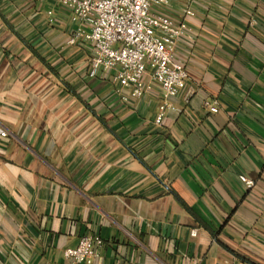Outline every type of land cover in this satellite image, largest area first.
I'll list each match as a JSON object with an SVG mask.
<instances>
[{
    "label": "crops",
    "instance_id": "1",
    "mask_svg": "<svg viewBox=\"0 0 264 264\" xmlns=\"http://www.w3.org/2000/svg\"><path fill=\"white\" fill-rule=\"evenodd\" d=\"M166 1L191 36L158 125L159 86L90 77L59 0H0V264H65L84 236L92 264H264V0Z\"/></svg>",
    "mask_w": 264,
    "mask_h": 264
},
{
    "label": "built area",
    "instance_id": "2",
    "mask_svg": "<svg viewBox=\"0 0 264 264\" xmlns=\"http://www.w3.org/2000/svg\"><path fill=\"white\" fill-rule=\"evenodd\" d=\"M59 3L71 11L70 22L79 25L68 44L82 39L91 45L90 77L100 70L113 71L112 81L122 88H131V95L139 99L150 89L144 82L149 76L162 93L163 104L155 119L156 124H161L169 102L182 90L188 77L183 63L175 57L176 43L191 36L181 20L159 10L167 1L59 0ZM204 106L212 114L217 112L216 106L207 103ZM6 137L7 132L0 127V138ZM239 181L248 191L255 185L244 176ZM101 244L97 236L80 238L74 248L63 251L65 264L96 262Z\"/></svg>",
    "mask_w": 264,
    "mask_h": 264
}]
</instances>
